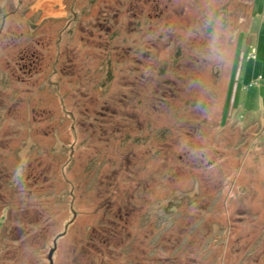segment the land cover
Here are the masks:
<instances>
[{"label": "rangeland", "instance_id": "obj_1", "mask_svg": "<svg viewBox=\"0 0 264 264\" xmlns=\"http://www.w3.org/2000/svg\"><path fill=\"white\" fill-rule=\"evenodd\" d=\"M39 1H0V264H264V0Z\"/></svg>", "mask_w": 264, "mask_h": 264}, {"label": "crops", "instance_id": "obj_2", "mask_svg": "<svg viewBox=\"0 0 264 264\" xmlns=\"http://www.w3.org/2000/svg\"><path fill=\"white\" fill-rule=\"evenodd\" d=\"M0 1H1V0H0ZM7 1H8V0H7ZM43 1H44V0H43ZM47 3H48V5L53 4V5H52L53 7H56V4H57L56 0H46L45 2H42V1L37 2V3L34 5V7L32 8L33 13H34V11L36 12V13H35V16L40 15V14H41V11H42V12H45V5H47ZM6 4H7V2H6ZM6 4H5L4 7H3V6H1V7L5 8V7H6ZM48 9H49V7H48ZM255 55H256V53H255ZM251 56H252V54H251V55H247V57H246L247 60L252 61L254 58H252ZM256 58H257V56H255V59H256Z\"/></svg>", "mask_w": 264, "mask_h": 264}, {"label": "water", "instance_id": "obj_3", "mask_svg": "<svg viewBox=\"0 0 264 264\" xmlns=\"http://www.w3.org/2000/svg\"><path fill=\"white\" fill-rule=\"evenodd\" d=\"M57 250V242L54 243V248L50 251L48 260L50 264H54V254Z\"/></svg>", "mask_w": 264, "mask_h": 264}, {"label": "flooded vegetation", "instance_id": "obj_4", "mask_svg": "<svg viewBox=\"0 0 264 264\" xmlns=\"http://www.w3.org/2000/svg\"><path fill=\"white\" fill-rule=\"evenodd\" d=\"M201 1V0H200ZM203 2H204V0H202ZM182 2H183V0H182ZM179 3H181V0H176V4H179ZM223 10V9H222ZM221 10V11H222ZM176 13V12H175ZM192 14V13H191Z\"/></svg>", "mask_w": 264, "mask_h": 264}, {"label": "built area", "instance_id": "obj_5", "mask_svg": "<svg viewBox=\"0 0 264 264\" xmlns=\"http://www.w3.org/2000/svg\"><path fill=\"white\" fill-rule=\"evenodd\" d=\"M255 56H256V55H255V52H253V54H252L251 57L255 59Z\"/></svg>", "mask_w": 264, "mask_h": 264}]
</instances>
